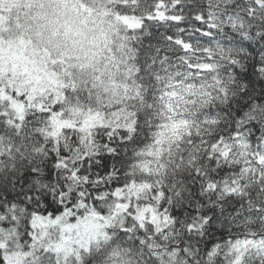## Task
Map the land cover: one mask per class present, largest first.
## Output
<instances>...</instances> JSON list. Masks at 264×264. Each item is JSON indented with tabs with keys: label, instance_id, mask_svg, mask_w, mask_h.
I'll use <instances>...</instances> for the list:
<instances>
[{
	"label": "snow or ice",
	"instance_id": "snow-or-ice-1",
	"mask_svg": "<svg viewBox=\"0 0 264 264\" xmlns=\"http://www.w3.org/2000/svg\"><path fill=\"white\" fill-rule=\"evenodd\" d=\"M0 264H264V0H0Z\"/></svg>",
	"mask_w": 264,
	"mask_h": 264
}]
</instances>
